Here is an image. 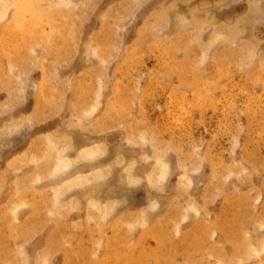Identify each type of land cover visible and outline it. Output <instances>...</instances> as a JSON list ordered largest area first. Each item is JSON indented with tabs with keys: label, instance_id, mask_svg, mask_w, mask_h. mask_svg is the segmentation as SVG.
<instances>
[{
	"label": "rangeland",
	"instance_id": "374dc122",
	"mask_svg": "<svg viewBox=\"0 0 264 264\" xmlns=\"http://www.w3.org/2000/svg\"><path fill=\"white\" fill-rule=\"evenodd\" d=\"M0 264H264V0H0Z\"/></svg>",
	"mask_w": 264,
	"mask_h": 264
},
{
	"label": "bare ground",
	"instance_id": "6f19581e",
	"mask_svg": "<svg viewBox=\"0 0 264 264\" xmlns=\"http://www.w3.org/2000/svg\"><path fill=\"white\" fill-rule=\"evenodd\" d=\"M67 164H68V162L65 161V162L62 163V166L65 167V166H67ZM77 178H78V179H76V178H74V179L79 180V177H77ZM74 179H73V182H75ZM82 179H83V178H82ZM84 181H85V180H84ZM80 183H81V182H78L79 185H81ZM82 183H83V182H82ZM78 184L76 185V183H75V186H74V187L78 186ZM72 186H73V185H72ZM63 192H64V191H63ZM61 195H62V193H61Z\"/></svg>",
	"mask_w": 264,
	"mask_h": 264
}]
</instances>
